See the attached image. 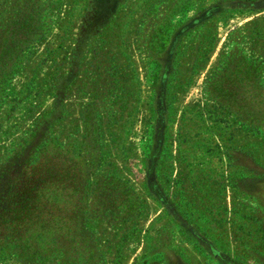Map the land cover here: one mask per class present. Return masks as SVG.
I'll use <instances>...</instances> for the list:
<instances>
[{
	"label": "rangeland",
	"instance_id": "rangeland-1",
	"mask_svg": "<svg viewBox=\"0 0 264 264\" xmlns=\"http://www.w3.org/2000/svg\"><path fill=\"white\" fill-rule=\"evenodd\" d=\"M92 2L95 0H0V33L20 11L19 17L25 23L32 14L36 25L32 33L37 36L22 46L18 71L0 102V165L18 150L19 140L30 129L36 130L35 135L17 159L24 165L27 161L31 164L60 161L52 149L57 142L68 143L81 152V126L71 127L57 117L49 122L46 114L52 95L58 94L62 36L66 33L65 37L70 38L78 34L80 24L76 27L73 20L91 16ZM220 18L213 16L212 23L222 24L203 27L201 39L206 41L205 46L202 42L195 43L199 45L195 50L200 51L194 57L180 52L182 46L187 49L184 42L170 46L171 27L158 21L147 26L146 31L156 29L155 36L161 40L151 41L156 48L149 54L147 51L145 57L143 43L138 51L134 48L138 42L122 41L118 56L121 67L109 79L108 91H103L106 98L97 102L103 156L92 175L108 170L125 180L141 202L143 214L158 207L153 199L145 198L148 191L145 179L149 185L151 178H157L169 194L176 190L189 196L184 198L187 202L180 204L200 215L207 214L210 202H204L201 195H214L212 202L216 207L210 204V210L217 212L219 206L226 205V214L215 221L214 231L223 229L221 236L225 238L221 239L227 246L237 248L238 256L254 253L264 259V234L260 229L264 227V135L244 117H237L227 103L225 93L231 96L237 93L238 103L248 98L241 91L243 88L238 87L237 78L226 74L234 66L213 74L239 53L238 25H233L238 22V12L227 14L223 21ZM228 18L233 19L227 21ZM259 29V47L252 52L250 39L244 47L246 53L257 55L260 73L255 76L264 82V22ZM239 39L242 41L241 36ZM92 74L93 88H103L100 82L103 78L96 71ZM250 93L253 96L249 98L258 100L264 111V85ZM69 129L81 136L66 138ZM44 143L46 150L42 151ZM33 156L38 159L30 160ZM142 219L141 216L123 222L112 221L106 215L88 217L86 225L93 232V245L101 257L92 264H121L124 257L128 258L130 251L126 248L130 246L124 241L127 229L133 223L134 229L139 228ZM129 231L130 235L133 231ZM0 264L27 263L15 256H5ZM31 264L58 263L54 258H46Z\"/></svg>",
	"mask_w": 264,
	"mask_h": 264
},
{
	"label": "crops",
	"instance_id": "crops-1",
	"mask_svg": "<svg viewBox=\"0 0 264 264\" xmlns=\"http://www.w3.org/2000/svg\"><path fill=\"white\" fill-rule=\"evenodd\" d=\"M147 1L149 2L95 0L91 5V16L73 20L72 24L76 27L80 24L78 34L68 38L65 33L59 47V121H64L71 127L80 125L83 133L82 109L86 106V114H98L97 102L106 98V92L103 91H108L109 79L114 76V70L121 67L118 56L122 52V41H128L129 44L131 41L138 42V46L134 45L138 51L143 43L145 57L148 38L161 40L160 36H155V31L148 28L149 33L146 31L147 26H153L157 21L158 24L170 25V46L184 42L187 49L182 46L180 52H186L187 55L190 53L194 57L200 51L195 50L199 46L195 43L202 42V46H205L206 41L201 39L205 33L203 27L222 24L220 21L212 23L213 16L220 15L219 20L223 21L227 14L236 11L238 22L233 25H238V54L257 59V55L252 52L259 47V25L264 22V0ZM231 19L233 18H228L227 21ZM248 39L252 52L246 53L244 45L249 43ZM93 71L103 78L100 81L103 88H93ZM119 87L122 89L121 85ZM54 99L52 95L49 112ZM81 133L69 129L65 136L68 139L78 138ZM145 186L149 191L147 193L146 190L145 198L153 199L158 207L146 214L141 210L137 217H143L139 228L134 229L133 223L127 229V238L124 241L125 244L129 242L130 247L126 249L130 251V255L128 258L124 257L121 264H264V259L254 253L248 257L238 256L237 248H231L224 243L225 235L221 236L223 229L217 233L214 231L217 227L215 221L226 214L225 204L219 206L217 212L210 210V204L216 207L212 202L214 195H201L204 202H210L207 205V214L202 212L200 215L198 211L180 204L181 201L187 202L184 198L189 196L185 197L176 190L167 193L164 184H160L157 178H151L149 185L145 179ZM129 230L133 231L130 235Z\"/></svg>",
	"mask_w": 264,
	"mask_h": 264
},
{
	"label": "trees",
	"instance_id": "trees-1",
	"mask_svg": "<svg viewBox=\"0 0 264 264\" xmlns=\"http://www.w3.org/2000/svg\"><path fill=\"white\" fill-rule=\"evenodd\" d=\"M19 15L20 11L0 33V102L10 79L18 71L16 66L22 46L32 37H37L32 33L35 30L32 14L26 23ZM153 40L146 42L148 54L156 48L151 43ZM231 66L234 69L226 74L237 78L238 87L243 88L241 91L248 98L238 103L237 93L234 96L225 93L227 103L237 117H244L264 135V111L259 108L258 100L249 98L253 93L248 95L249 91H256L264 85L255 76L260 73L259 63L254 58L238 54L213 74L225 72ZM57 101L55 96L53 107L46 114L49 122L59 117ZM85 109L86 106L82 109L81 152L68 143L57 142L52 149L60 161L35 164L27 161L24 165L17 159L24 154L35 135L36 130L30 129L19 140L18 150L11 152L0 165V261L5 256H15L27 264L46 258H54L58 264H92L101 257L95 251L93 232L86 225L87 218L106 215L112 221L124 222L140 215L142 204L126 181L108 170L95 177L92 175L99 168L103 156L100 145L103 135L97 113L89 115ZM41 150H46L45 143ZM36 159L33 156L30 160ZM68 203L71 209L67 210ZM260 229L264 234V227Z\"/></svg>",
	"mask_w": 264,
	"mask_h": 264
}]
</instances>
